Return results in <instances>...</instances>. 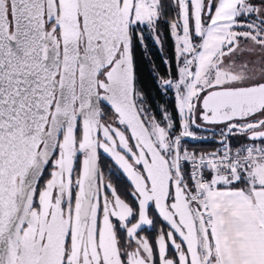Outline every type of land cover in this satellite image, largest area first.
Here are the masks:
<instances>
[{
    "label": "snow or ice",
    "instance_id": "6c2138e0",
    "mask_svg": "<svg viewBox=\"0 0 264 264\" xmlns=\"http://www.w3.org/2000/svg\"><path fill=\"white\" fill-rule=\"evenodd\" d=\"M0 264H264V0H0Z\"/></svg>",
    "mask_w": 264,
    "mask_h": 264
},
{
    "label": "trees",
    "instance_id": "16d2710c",
    "mask_svg": "<svg viewBox=\"0 0 264 264\" xmlns=\"http://www.w3.org/2000/svg\"><path fill=\"white\" fill-rule=\"evenodd\" d=\"M165 35H167V30H165ZM170 48H171V40L166 41V47L164 49V55L170 56ZM153 52H155V49H152ZM152 59L154 60V66L157 67L160 72L162 73L164 68L162 61L159 59L158 55H153ZM139 75L141 76L142 82L145 85L146 90H150L151 97H155L156 103L158 104H164L165 98H162L161 95L158 93L155 84L153 82L152 75L149 70L148 63L140 59L139 61ZM155 107V104L153 105ZM205 135L210 136L211 133H205ZM196 150L198 151H207L212 148H216L219 145V143H214L212 140L210 141H204V142H196Z\"/></svg>",
    "mask_w": 264,
    "mask_h": 264
},
{
    "label": "built area",
    "instance_id": "2783aa9c",
    "mask_svg": "<svg viewBox=\"0 0 264 264\" xmlns=\"http://www.w3.org/2000/svg\"><path fill=\"white\" fill-rule=\"evenodd\" d=\"M219 147H220V146H218V147H216V148H219ZM216 148L209 149V150H207V151H205V152L214 151Z\"/></svg>",
    "mask_w": 264,
    "mask_h": 264
},
{
    "label": "water",
    "instance_id": "95a60500",
    "mask_svg": "<svg viewBox=\"0 0 264 264\" xmlns=\"http://www.w3.org/2000/svg\"><path fill=\"white\" fill-rule=\"evenodd\" d=\"M210 136H211V135H210ZM218 139H219V137L217 136V137H216V140H218ZM208 141H210V140H208Z\"/></svg>",
    "mask_w": 264,
    "mask_h": 264
},
{
    "label": "flooded vegetation",
    "instance_id": "af4514ba",
    "mask_svg": "<svg viewBox=\"0 0 264 264\" xmlns=\"http://www.w3.org/2000/svg\"><path fill=\"white\" fill-rule=\"evenodd\" d=\"M105 159H107V157H105ZM117 174H119V173H117Z\"/></svg>",
    "mask_w": 264,
    "mask_h": 264
}]
</instances>
